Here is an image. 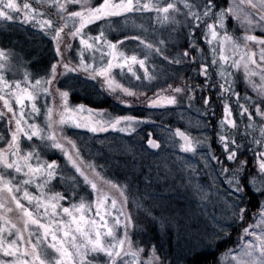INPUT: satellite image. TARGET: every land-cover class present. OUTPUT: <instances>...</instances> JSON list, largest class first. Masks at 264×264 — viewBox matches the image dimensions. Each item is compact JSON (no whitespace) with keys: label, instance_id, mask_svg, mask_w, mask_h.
<instances>
[{"label":"snow or ice","instance_id":"1","mask_svg":"<svg viewBox=\"0 0 264 264\" xmlns=\"http://www.w3.org/2000/svg\"><path fill=\"white\" fill-rule=\"evenodd\" d=\"M18 19L50 38L53 56L44 67L36 61L34 74L30 53L0 46V264H174L135 238L141 222L130 209L144 207L132 195L135 172L110 178L66 127L131 139L156 122L70 103V85L60 80L69 73L98 80L129 108L195 111L219 154L212 137L179 127L167 139L149 132L147 148L122 150L144 159L178 136L185 153L199 152L211 172L196 190L215 214L192 226L188 242L218 247L236 231L215 264H264V0H0V23ZM217 103L223 114L213 127L201 117H215ZM160 121L162 132L173 131ZM55 151L63 163L50 158Z\"/></svg>","mask_w":264,"mask_h":264},{"label":"trees","instance_id":"2","mask_svg":"<svg viewBox=\"0 0 264 264\" xmlns=\"http://www.w3.org/2000/svg\"><path fill=\"white\" fill-rule=\"evenodd\" d=\"M20 22V21H19ZM7 27V26H6ZM20 29L19 33L15 34V37L20 38L22 41L29 39L33 42L32 49L33 51L30 53V56H25L26 60L32 61L29 64V70L34 74L37 72L36 61L39 62V67L47 66L52 60L53 52L52 49L49 50L48 40L46 37L41 36L39 32L37 33L36 29L33 28L30 24H24L23 21L18 24V21L10 27ZM5 30L0 29V46L9 47V42L11 37V33L7 35H2V32ZM5 32H9L5 31ZM112 36L119 38L118 32H113ZM110 36V38H112ZM131 45H129L130 47ZM183 71V69H182ZM39 74H44L42 71ZM186 74L191 75L192 73L189 71ZM67 80L64 77H60V80L64 84L70 85L69 87V99L74 102H80L82 104L87 105L90 108H102L107 109L109 111L118 112L120 114H125L126 112H130L133 115H148L151 111L149 108H142L141 104H134L131 108L126 105H121L116 99H112L109 95H105L98 90L99 82L93 80L94 83L92 87L95 89H90L87 93H84V88L87 83H90L91 79L85 76L83 73H69L67 74ZM91 84V83H90ZM101 89V87L99 88ZM239 90L242 92L244 90V84L241 81L239 84ZM102 94V95H101ZM150 94V93H149ZM213 100L216 99L215 92L211 93ZM235 98H233L234 100ZM198 103V101H197ZM187 105L185 104L182 109L176 108L175 111L178 113L179 110H182L184 117L181 115H176L175 118L171 117L168 119V125L171 126L174 131L175 128L179 127L181 130L189 131V125L187 123L188 117L192 116L197 117L195 111L189 113L187 110ZM215 117H201V119H207L213 127H215L216 120H219L221 115L223 114L222 106L217 103L215 106ZM159 115L153 116V119L158 118ZM67 127V126H66ZM204 127H202L203 129ZM201 129V130H202ZM68 134L71 135L74 139H78L85 145V155L88 158L94 159L98 164L104 166V173L107 174L110 178H116L120 181H123L125 175L131 176V173L134 171L137 179L133 180V188L132 195L137 199L141 200L144 204L143 208L137 209L135 205L132 207V213L134 217H138L141 226L139 228H134L133 231H137L142 233L141 235L136 236L137 240H141L144 242L145 247H151L155 245L159 252L162 255L168 257V259L172 260L174 264H215L216 260H218L219 255L225 251L226 248L233 247L234 242L236 240V231L232 232V236L230 239L224 240L220 242L218 247L206 248L203 246L193 247L188 240H185V236H189L188 234L193 230V225H185L186 222L176 223L173 218H177L172 214L169 215L167 212L162 211L154 207L149 200L141 199L142 193H145L150 187V190L157 191H166V187L170 184V180L166 177V169L164 167L165 162L168 163V159L171 156H174L178 161L177 150L172 146L173 152H162L159 151L155 157L154 154L147 153L144 159H141L140 156H137L135 161L132 160V157L122 150V145H126L128 143H135L137 149L141 148V145L138 146V142L135 141V138L129 139L128 135L125 133L121 136L119 133H114V131H107L103 133H98L97 135L91 133L88 130H75L67 127ZM147 134H149V130H145ZM212 132V128H211ZM89 138H88V137ZM213 138L212 147L217 150V153L221 151V146L215 142V138L213 136V132L211 134ZM95 147L96 157L89 155L88 149H93ZM145 148V147H144ZM174 149V150H173ZM166 150H170L166 148ZM164 153V154H163ZM105 155L110 156V161L106 162ZM164 155V159L161 156ZM53 158H56V154L52 155ZM155 158H157L155 160ZM59 159V158H58ZM161 160L159 163H155V161ZM172 160V158H171ZM215 163V162H213ZM178 164V163H177ZM157 165H159V170L157 169ZM178 169V165L176 167ZM207 172H211V169H205ZM179 171V170H178ZM177 171V172H178ZM182 172V170H181ZM178 172L177 176L179 178H175L174 181H179L174 188L178 189L181 193H184L192 200L194 199V193L190 192V188H192L191 184L185 183L187 178V173L184 171L181 173ZM185 173V175H184ZM184 182L182 183V181ZM200 183L202 186H206V178H200ZM196 196V195H195ZM251 204L256 206L259 200V197L254 196L250 192ZM195 201V200H194ZM150 210L151 215H148V211ZM253 210H255L253 208ZM163 217V219L161 218ZM205 218H210L209 216ZM165 220L171 221L170 223H165ZM187 226V230H186ZM200 226V225H199Z\"/></svg>","mask_w":264,"mask_h":264},{"label":"rangeland","instance_id":"3","mask_svg":"<svg viewBox=\"0 0 264 264\" xmlns=\"http://www.w3.org/2000/svg\"><path fill=\"white\" fill-rule=\"evenodd\" d=\"M18 24H20V22H22V20H17ZM15 21L14 24L17 22ZM20 21V22H19ZM9 24H13V22H8ZM0 29L1 30H5L9 32H2V35H7L8 33H11V37L14 38H10L9 42H7L11 47H14L17 51H20L21 49H23V51L25 53H31L33 51L32 49V44L33 42L30 41L29 39L26 38V40H21L20 38L17 39V37H15L16 33L22 32L20 31V29H15L12 28L10 30V27H6V25L0 23ZM36 29V28H35ZM37 33L39 32V29H36ZM129 35H134V33H129ZM48 40V46H49V50L52 49L51 44L49 43L50 38L46 37ZM26 59V58H25ZM139 71H142L139 70ZM39 75H44V74H39ZM130 75V74H129ZM97 82H99L98 80H96ZM90 83L86 84V87L84 88V93H87L88 91H90V89H95L94 87H92V84L94 83L93 80L89 81ZM100 86V83H99ZM101 87V86H100ZM99 87V88H100ZM98 90H101V92L103 94H107L109 95L112 99H115L114 96L108 94L105 89L101 88ZM102 95V94H101ZM151 95V93L149 94ZM70 103L72 104H77L80 102H74L71 99ZM136 104H141V103H136ZM142 108H146V109H150L151 111L148 113V115H151V119L152 121H155L156 123H152V122H146L145 124H142L140 126V128L138 129V133L139 135H133L131 138H135V141L138 142V146L143 145L145 148H147L146 145V140L148 138V134L145 132V130H149L151 131L153 138L156 139H160V137L163 135L165 137V139H167V137L169 136H173L174 131L172 132H162V130L158 127V124L161 122L160 121V117L163 116V121L162 123L167 127L168 125V119L170 120L171 117L175 118L176 115H181V117H184L186 115H183L182 110H179L178 113L174 110V111H169L167 113L163 112V109H152L150 108L148 105L146 104H141ZM171 107V106H169ZM97 109V108H94ZM178 109H182V108H178ZM186 110V109H185ZM145 115V116H148ZM155 115H159L158 118L153 119V116ZM194 116V115H193ZM192 114L190 117L187 116L188 118V125H189V133L192 136H196L198 137L201 133H203L204 135H207L209 137H212L211 134V128L209 129H202L203 125H199L197 126V117H193ZM67 127L75 129V130H87V129H82V128H76L74 125H68ZM202 129V130H201ZM113 131V130H111ZM92 133V132H91ZM103 133V132H100ZM114 133H119L114 131ZM95 135H97L98 133H93ZM119 135L121 136L122 134L119 133ZM125 135H127L125 133ZM88 137V136H87ZM141 137L143 139H141ZM89 138V137H88ZM181 140L180 137H174V141L173 140H168L167 143H165L163 145L162 151L161 150H156V149H150L149 150V154H154L153 157H155L157 154V152L161 151L162 152H173L172 146H175L174 148L177 150L178 154V158L179 160L177 161L176 158L174 156H171L168 159V168L166 169V177L170 180V184L166 187V191H155V190H150V187H148V189H146L147 191H145V193H142L140 195H142L141 199L143 200H149L150 203H152L154 205L155 208L160 209L162 211L167 212L169 215L172 214L175 217H177L176 219L174 218V221L176 223H181V222H186L185 225H200L203 226V224L210 222V218L213 214H215V209L213 207V203L211 201H206V200H202L200 195L198 194L197 190H196V185L200 183V178H206V183L208 184L210 182L209 180V174L210 172H207V170H205V168L203 167V164L200 160V154L199 152L197 154H192V153H185L180 147ZM166 148H169L170 150H166ZM88 149V154L91 156L96 157L97 153L95 150V147H93V149L91 148H87ZM174 150V149H173ZM200 151H204L203 147H201ZM56 154V159L60 160L62 163L64 161L63 156L58 152L55 151ZM164 154V153H163ZM248 159L251 160L252 159V153L248 152ZM50 158H53L52 156ZM106 158V162L110 161L111 157L105 155ZM161 158L164 159V155L161 156ZM172 158V160H171ZM157 158H155L156 160ZM161 162V160H157L155 161V163H159ZM182 162H187V163H191L196 170L199 172V175H196V173L191 172L190 169H187L185 167L182 166ZM178 163V164H177ZM178 165V169L176 168ZM170 169V171H169ZM179 170V171H178ZM182 172L184 171L185 173H187V178L185 180V183H189L191 184L192 188H190L189 190H191L190 192L194 193V199L192 200L191 198H189L187 195H185L184 193H181L178 189L174 188L177 184H179V181L175 182L174 179L175 178H179L177 176L178 172ZM178 171V172H177ZM181 172V173H182ZM184 173V175H185ZM191 173V174H190ZM184 182V180L182 181V183ZM174 186V187H173ZM202 186V185H201ZM196 195V196H195ZM195 200V201H194ZM132 210V208L130 209ZM206 217H210V218H205ZM185 240H189L190 237L189 236H185L184 237ZM148 249H150L151 247H146ZM223 253V252H222ZM0 257H3V254H0ZM218 259H221V254L219 255Z\"/></svg>","mask_w":264,"mask_h":264}]
</instances>
